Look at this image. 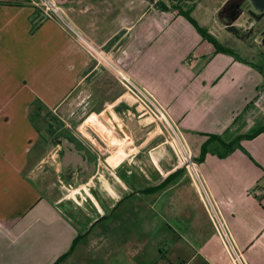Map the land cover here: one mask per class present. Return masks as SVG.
Listing matches in <instances>:
<instances>
[{
	"label": "crops",
	"instance_id": "0c3cea01",
	"mask_svg": "<svg viewBox=\"0 0 264 264\" xmlns=\"http://www.w3.org/2000/svg\"><path fill=\"white\" fill-rule=\"evenodd\" d=\"M38 1L0 0V264H264V199L251 195L264 184V132L231 151L215 142L203 153L208 136L231 144L264 126L253 106L264 85L254 55L264 51L235 41L239 58L218 54L158 0H52L72 30ZM198 3L183 6L195 11ZM86 43L108 59L118 54L136 88L128 84L105 102L131 148L113 157L118 164L101 166L73 135L91 168L62 165L72 201L52 196L33 175L45 163L34 104L68 125L57 112L104 70L91 67ZM159 113L178 136L177 155L189 154L194 168L164 154L170 143Z\"/></svg>",
	"mask_w": 264,
	"mask_h": 264
},
{
	"label": "rangeland",
	"instance_id": "374dc122",
	"mask_svg": "<svg viewBox=\"0 0 264 264\" xmlns=\"http://www.w3.org/2000/svg\"><path fill=\"white\" fill-rule=\"evenodd\" d=\"M160 1V0H158ZM156 1V2H158ZM223 0H199L198 3V7L197 9H195V11L192 12V16L194 18H197L198 20H200L201 22L207 24L208 28L211 31V34H213V36L218 39V41H220L223 45H225L226 47L229 48H236V46L238 44H236L235 40L233 38H231V36L228 35L227 32L224 31L223 25L218 21L217 16H216V10L219 7L220 4H222ZM154 8V9H153ZM154 10H157V8L152 6V9L150 10L151 12H154ZM161 10V9H160ZM159 10V11H160ZM163 11V10H162ZM166 12V11H164ZM214 13V15L212 16L211 13ZM160 14L159 12H157L158 15ZM67 22L70 25L69 20L67 19ZM236 25H242V21L241 19L239 21L236 22ZM65 28H67L66 26H64ZM68 29V28H67ZM210 33V32H209ZM92 46L96 49H100L102 51L101 48H99L98 45L96 44H92ZM260 51L261 49L258 48ZM256 54L255 56V64L256 66H254L256 69H259V71L264 72V56H262L260 54V52L258 50H256ZM216 53H218L216 51ZM218 54H223V53H218ZM230 57L236 58L238 56L237 51H235V56L234 55H230V54H226ZM118 54H115L113 56V59H110V61L114 62L116 67L118 68V70L123 69L120 65V63L118 62L119 59H117ZM239 58V56H238ZM247 59H249V57H246ZM91 61H94L95 63V59L91 57ZM97 62V61H96ZM94 66H96L94 64ZM196 66V65H195ZM104 70L102 74L97 75L93 78V81L89 83H86V93H80L77 92L73 97H71V99L69 100L67 107L64 110L58 111L57 115L64 118L65 121L67 122V124L69 125V127L67 128V131L69 134H71L72 136L75 135L78 139H81L85 142V140L82 138V136L80 135V133L78 132V129H80V127L84 124L83 119L82 120H78V121H73L74 123L71 122V118L70 120L68 119L69 115H71L74 111H78L79 110V105L81 104V102L83 100H85L87 98V96L89 94H92V99H94L95 97L98 98V100H101V102L103 101L104 103H110L112 102V100L116 97V95L119 93L120 95L127 91L130 90V86L124 81L123 77L121 76V74H119V72H117L115 69L111 68L110 66H108V64L105 65V68H102ZM99 77V78H98ZM222 78V75L216 77V82H219V79ZM86 96V98H84ZM108 112L110 113V116H108L106 113L103 115L102 118H100L99 120H101V122L106 126V131L110 130L114 136L116 138H118V140L116 141L117 145L115 146L113 144V146H109L108 142L105 141L100 135L97 134V132L90 126V125H85L83 128H81V130L85 131V133L88 135V137H90L97 145L99 150L95 149L94 147L92 148L93 151L96 153H98L97 158L99 159V164H101V166H106V164L110 163L112 165H116L118 164L122 159H124L126 157V155L130 152V150H128L129 148H131L128 143L130 142L128 140V138H124L123 133H121L120 128L123 127L122 124L120 123V120L118 118V115H116V117H113V113H114V108H111L109 105L108 108ZM112 112V113H111ZM116 114V113H114ZM50 115L48 112L46 113L44 111V116L46 119H50V117L48 116ZM112 115V117H111ZM56 117V116H55ZM58 122H60V119L58 117H56ZM109 118H114L115 122L110 120ZM43 122V120H42ZM97 122V123H98ZM101 125V124H100ZM58 126L59 123H55L52 126V131L54 132V136H50V133L44 131L47 130V128L43 127L42 130V134H41V141H43V138H47V141L44 142L45 147L42 148L40 154L42 155L43 158H45V163L42 164V169L39 170L33 174L36 175V179L39 182V184L43 185L46 188V191H49V193L52 194V196L55 197H69V199L75 200L76 199V194L73 191V189L71 187H69V183L67 182L68 178L66 177V172H64L62 164H61V157H62V153L58 152V147L55 148L54 145H59V143L53 144L55 142V140H52L53 137H60L62 136L59 132L57 133L58 135H55V129L58 130ZM117 126V127H116ZM119 126V128H118ZM57 127V128H55ZM108 128V129H107ZM42 129V127H41ZM61 129V128H60ZM44 131V132H43ZM109 134V133H108ZM110 135V134H109ZM112 136V135H111ZM166 142H169L170 144H165L168 147H170L171 150H175V148L177 150H179L180 144L178 145L177 143H175L174 141L172 142V138L169 137L168 133L165 132V137H164ZM105 141V142H104ZM60 147V145H59ZM126 147L128 149H126ZM53 148V149H52ZM55 148V149H54ZM61 148V147H60ZM91 150V148H90ZM120 150H123L122 153V159L118 160L115 159L113 157L117 156V153L120 152ZM164 151V154L166 152L165 149H162ZM92 151V150H91ZM109 157H111L110 159H108ZM145 158V157H144ZM147 160V161H146ZM148 158H145V162H148ZM38 175V176H37ZM84 180V179H83ZM104 185V184H102ZM97 187L99 189V184H97ZM75 188V186L73 187ZM70 201V200H69ZM100 225L98 224V226L94 227V229L91 231V234H95L99 231Z\"/></svg>",
	"mask_w": 264,
	"mask_h": 264
},
{
	"label": "flooded vegetation",
	"instance_id": "af4514ba",
	"mask_svg": "<svg viewBox=\"0 0 264 264\" xmlns=\"http://www.w3.org/2000/svg\"><path fill=\"white\" fill-rule=\"evenodd\" d=\"M189 1H194V0H189ZM239 6H243V7L246 8L247 7V3L244 0H228V1H226L225 4L220 7V9L218 11V14H217V19L223 25V28H224L225 32H227L229 35H231V37L235 41L242 43V38H244V39L247 38L248 39L249 34H250V30L254 26L256 21H255L254 17L248 16L247 17V21H246L248 23L247 24L245 23L246 25L244 27H242V26L239 27V26L236 25L240 29V33H239L238 36L234 35L233 33L228 32L226 24H227L228 20L231 19L233 14L240 10ZM254 40L255 39L253 38L252 40H249V41H245L244 40L243 42L248 43L251 47L260 48L261 50L264 51V48L262 46L258 45V43H256V44L253 43ZM91 96H92V94H89L87 96V98L85 100H83L81 102V104L79 105V110L78 111H74L71 114V122L74 123L75 121H78V120H82V119H83V121L85 120L84 124L80 127V129H78V132L80 133L82 138L85 140L84 143H85L86 146H88L90 148L94 147L95 149L99 150L98 145L90 137H88V135L85 133V131L81 130V128H83L85 125H90L97 132V134L100 135L102 138L106 137V136H109V137H112V139L114 141L115 140L117 141L118 138H116L111 131H109V130L106 131L105 130L106 126L104 124L99 123V122H101V120H99V119L102 118L105 113L107 115L109 114L108 116H110V113L108 112L109 106L107 104H105L103 101L101 102V100H98V98H97L98 96L95 97L94 99H92ZM111 117H112V115H111ZM109 119L115 122L114 118H109ZM68 127L69 126L67 125V126L64 127V129L67 130ZM123 135H124L123 137L127 139V137H126V135L124 133H123ZM56 139L59 140V145L61 147L60 148V152L62 153V157H63V155L65 153V143H66V145L69 144V143H67L68 140L73 142L76 145L77 149L80 150V152H84L85 151L86 154L88 155V150L83 149V146L80 145V143H78L75 140V138H73V136H71V134H65V135L60 136V137L57 136V137H53L52 138V140H56ZM116 141H115V143H117ZM129 143H128V145H129ZM54 146H55V148H57L58 145H54ZM68 148H70L69 145H68ZM88 157H89V155H88ZM118 160H120V159H118ZM89 161H90V157H89ZM74 167H76V171H78V172H81L83 170V166H81L79 163L75 164V166H74V163H71L68 166L67 171L71 170ZM90 168H91V165L89 164V166H88V168L86 170V173L88 171H90Z\"/></svg>",
	"mask_w": 264,
	"mask_h": 264
},
{
	"label": "trees",
	"instance_id": "16d2710c",
	"mask_svg": "<svg viewBox=\"0 0 264 264\" xmlns=\"http://www.w3.org/2000/svg\"><path fill=\"white\" fill-rule=\"evenodd\" d=\"M150 1H153V0H150ZM184 2H186V1H183V2H177L175 0H166V1H160V2L158 1L156 3V6L159 9L163 10V11L173 12L177 16L180 15V16L185 17L196 28V30L202 36L204 41H206L209 44L213 45L218 53L230 54V55H234L235 56V51L234 50H232L229 47H226L225 45L220 44L217 41V39L209 33V31L207 29L201 27L198 24V22L192 16L193 8H185L183 6ZM236 58H238V56ZM34 109H35L36 112H35V115L33 117H34V121L36 120V126H37V128H38V130L40 132V135L42 134V130H43V127L45 125L47 130H44V131L50 133V136H53L54 132L52 131L51 128H52L53 124H55V123H59L58 130L57 129L54 130L56 132L55 135H58L57 134L58 132L62 136L65 135V134H69L68 131L64 129L65 124L61 123V122H58V120L55 117V115H52V114L49 113L50 115H48V116L50 117V119L48 120V119L45 118L47 116H44L42 113L46 110V108L43 107V104L41 103V101H37L34 104ZM42 120H43V122H42ZM41 127H42V129H41ZM55 128H57V127H55ZM263 132H264V126L261 127L260 129L256 130V131H254L252 134L242 136L241 138H239L238 140H236L234 143H231V144H226L220 137L208 136V141L203 146V153L205 154L206 152L210 151L211 144H213L215 142L221 143L224 148H226V149L231 151V149H233V148H239L240 147V140L241 139L242 140L243 139H253V138L257 137L258 135H260ZM47 139H48V137L46 139L43 138V141L46 142ZM56 143H59V140L56 139L53 144H56ZM204 154L202 155V158H204V156H205ZM228 154L229 153H227V155ZM227 155H220V157H225ZM61 260H63V258Z\"/></svg>",
	"mask_w": 264,
	"mask_h": 264
},
{
	"label": "water",
	"instance_id": "95a60500",
	"mask_svg": "<svg viewBox=\"0 0 264 264\" xmlns=\"http://www.w3.org/2000/svg\"><path fill=\"white\" fill-rule=\"evenodd\" d=\"M177 2L189 1V0H175ZM247 3V7L239 6L240 10L235 12L230 20H228L226 27L227 31L233 33L234 35H239L240 29L236 26V22L243 17H254L255 24L250 30L248 39L242 38V41H249L253 38L255 39L253 43H258V45L264 48V0H244ZM248 22H246L247 24ZM245 24V25H246ZM244 39V40H243ZM94 61H91V67H94ZM68 145L65 143V153L62 159V165L64 168H67L71 163L80 164L83 168L89 165V157L86 152H80L77 149L76 145L68 140ZM164 149L169 152V158L174 162L175 165H180L178 161L177 154L170 149L167 145L164 146ZM78 158V159H77ZM79 161V162H78ZM162 166L166 169V162L163 161ZM95 169V167H94Z\"/></svg>",
	"mask_w": 264,
	"mask_h": 264
},
{
	"label": "built area",
	"instance_id": "2783aa9c",
	"mask_svg": "<svg viewBox=\"0 0 264 264\" xmlns=\"http://www.w3.org/2000/svg\"><path fill=\"white\" fill-rule=\"evenodd\" d=\"M38 2L43 7V9L45 11L44 13L47 17H51V18L55 19L56 21L60 22L63 26H66L68 29L72 30L69 23L67 22V19L64 17L63 12L56 5V3L54 1H52V0H39ZM86 44H87V50H88L89 55L97 61V62L95 61V65H96L95 67L96 68H105V65L108 64V66L115 69L117 72H119V74H121V76L123 77L124 81L127 84H129L132 88H135L134 85L121 73L120 70H118V68L115 66V64L112 61H110V59H108L107 56L104 55L100 49L98 50V49L94 48L92 46V44H90V43H86ZM253 106L260 113L264 112V85L257 91L256 97L253 101ZM154 108H155V106H154ZM159 114L161 115L160 122L165 125L169 137L172 138V142L174 141L175 143L176 142L180 143L178 136L176 135V132L174 131L172 126L167 122V120L162 116L161 113H159ZM57 147H58L57 150L59 152V150H60L59 145ZM174 152L176 153L175 150H174ZM177 157H178L179 162H183L189 168H194L195 162L190 157V155L184 154L182 159H180L179 155H177ZM251 195L254 198L259 199V200L264 199V184H258L251 191ZM220 228L223 231L224 235H226L225 230L222 227L221 223H220ZM236 262H238V264H241L239 259H237V258H236Z\"/></svg>",
	"mask_w": 264,
	"mask_h": 264
},
{
	"label": "bare ground",
	"instance_id": "6f19581e",
	"mask_svg": "<svg viewBox=\"0 0 264 264\" xmlns=\"http://www.w3.org/2000/svg\"><path fill=\"white\" fill-rule=\"evenodd\" d=\"M103 139H104L105 141L108 142L109 146H110V145L113 146V144L116 146V143H115V141L112 139V137L106 136V137H103ZM105 141H104V142H105ZM186 154H187V153H186ZM188 155H189V154H188Z\"/></svg>",
	"mask_w": 264,
	"mask_h": 264
}]
</instances>
